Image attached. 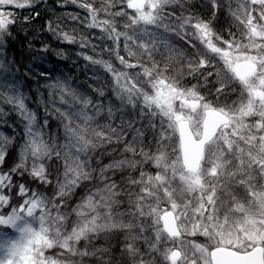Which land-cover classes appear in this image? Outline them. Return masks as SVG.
Returning a JSON list of instances; mask_svg holds the SVG:
<instances>
[{"label":"snow or ice","instance_id":"6c2138e0","mask_svg":"<svg viewBox=\"0 0 264 264\" xmlns=\"http://www.w3.org/2000/svg\"><path fill=\"white\" fill-rule=\"evenodd\" d=\"M39 2L40 0H0V6L34 9ZM63 2H71L86 10L91 17L88 27L100 28L117 48L123 37L128 56H137V52L132 50L135 46L141 55H146L152 61V67L130 63L117 52L119 63L125 69H135L138 66L143 68L145 81L140 74L129 77L126 71H116L111 63L86 56L85 59L93 64L103 65L113 74L115 84L112 90L120 102V108L114 109L109 101L107 114L109 121H112L118 111L121 113V121L115 126L109 122L93 127L95 117L102 115L104 105L93 104L89 99H79L81 108L72 115L80 118L83 126L73 125L70 121L64 124V135L72 142L65 145H57L56 137L46 140L44 133L35 127L36 113L27 108L25 97L17 84L5 86L9 94L6 98L0 95V100L13 105L27 123L23 133L24 142L18 151L17 135L9 137L0 133V208L10 205L14 195L22 199L19 207H12L6 215L0 214V226L17 233L15 238H10L7 232L0 234V264H79L72 257H95L98 253L103 257L111 251L108 248L88 251L87 247L81 250L77 246L79 242H91L101 234L117 232L127 233L121 253L122 257L130 258L131 264H157L155 259H146L145 254L141 253L137 247L139 240L148 245L150 254L159 253L166 264H200L201 261L203 264H264V0H239L235 10L229 4L231 15L243 25L248 43L223 40L227 49L214 42L222 40L212 26L223 7L220 0H206L212 9L213 20H206L195 14L192 11V0H126L127 8L135 10V15L131 16L123 8L112 12L114 0H102L99 7L94 6L93 0ZM119 2L122 3L123 0ZM177 5L181 9L179 16L175 11L166 13L167 8ZM99 13H106L110 18L98 19ZM39 15V12H35L34 16H25L24 22H30ZM69 16L73 20L78 19L75 15ZM122 16H127L129 23L124 24L125 30L121 32L117 30L115 17ZM17 22L18 17L13 11H5L0 7V56H3L2 45L5 37L10 34V26ZM147 26H153L156 31ZM160 29L164 30L163 33H159ZM48 31L58 39L75 43L74 37L58 31L51 22L48 24ZM167 33L175 34L193 48H196L194 41L198 40L206 49H196L199 59L194 56L189 60L187 70L181 69L177 77L171 79L165 75L172 70L171 65L165 63L160 68V62L154 58L160 47L168 48L170 55L176 53L165 39ZM145 37L148 39L145 40ZM258 40L261 42L258 43ZM252 49L256 50L255 55L250 54ZM39 51L47 52L49 48L45 45ZM209 53L223 61L232 78L238 80L247 92L246 102L242 101L239 107L228 106L227 110L214 108L200 95L196 85L187 89L181 86L184 75H196L201 69L210 66ZM56 55L62 54L58 52ZM0 70L9 71L2 59ZM212 75V72L207 73L208 77ZM145 83L151 85L154 94L150 95L144 90ZM228 86V83L221 82L216 93L224 92ZM48 87L59 88L61 92L74 96L68 86L59 81ZM99 95L103 97L104 91L101 90ZM63 99L61 95V100ZM177 101L179 109L175 107ZM129 105L133 109L140 106L139 118L141 121L147 119V125L134 127L136 121H129L127 130L125 129L123 114ZM90 108L95 109L94 115L89 114ZM56 111L61 116L66 115L59 108ZM6 115L0 109V126L8 124ZM157 116L161 117V127L166 120L167 130H171L170 133L160 132L158 144L163 147L164 141L179 134L180 155L175 162L169 165L164 152L153 157L142 147L139 153L143 157L142 161L119 159L99 165L98 171L91 168L92 157L89 154L111 147L114 143H123V152L136 155V142L142 143L146 139V133L156 129L154 118ZM257 116L259 119L254 124L245 122L246 118ZM10 126L15 128V125ZM44 126H49L46 117ZM128 130L133 133L131 141L126 139ZM241 141L247 148L241 147ZM64 148L75 150L71 160L68 155H62ZM116 150L113 148L112 152ZM81 154L88 159L81 160ZM110 154L100 151V157ZM17 156L19 162H16ZM46 160L52 163L63 160V180L57 178L58 190L52 200L33 191L18 179L27 174L32 177L33 182L39 181L50 186L53 181L46 170ZM153 160L162 169L155 175H148L141 170L138 178L120 177L121 180H127L129 187L139 186L138 193L127 191L122 183L117 182V172L124 168L135 169L138 165L143 168ZM4 167H7V171L3 170ZM110 171L113 175L107 174ZM177 178L181 184L179 188L173 187ZM96 180L103 184L102 188L89 190V194L72 208V212H60L62 206H68L66 198H70L77 188L84 182ZM241 188L246 191L243 199L239 196ZM124 194L129 196L128 215L134 217V220L127 223L121 219L125 213L117 210ZM57 198L59 202H56ZM164 202L170 205V210H161L160 206ZM52 209L56 210V215H52ZM72 213H75V221L70 220ZM145 218L152 221L155 242L144 235L148 230L142 223ZM37 223L38 228L34 227ZM69 223L71 230L67 231L66 225ZM136 229L139 231L136 232ZM185 234H200L207 239L209 246L192 244L182 239ZM163 244L171 246L161 249ZM54 246L64 250L62 255L66 254L68 258L56 261L46 257L44 250ZM193 249L195 251L190 257L189 252ZM103 264H112V260H105Z\"/></svg>","mask_w":264,"mask_h":264},{"label":"trees","instance_id":"16d2710c","mask_svg":"<svg viewBox=\"0 0 264 264\" xmlns=\"http://www.w3.org/2000/svg\"><path fill=\"white\" fill-rule=\"evenodd\" d=\"M48 2L49 4H51V7H49V4H48L46 8L44 9L41 8V11H39L40 15L35 17L34 19H31L30 22H27V23L24 22V17H25L24 14L26 13V16L31 17V16H34L35 12L33 13L31 12L29 14L25 12L23 14H20V16L18 17V22L11 26L10 35L4 40L2 59L4 63L7 65V67L9 68V70L15 73V76L20 75L19 76L20 79L17 82V85L19 86V90L23 93L25 97V101L28 103L30 108L32 109V106H33L38 112L36 127L43 126L42 124L44 123V119L45 117L47 118L49 122V126L47 127L43 126L44 138L46 140H49L51 137H56L57 145H65V144H71L72 142L69 141L65 137L64 128L62 130L58 129L59 126L57 127V125H54V121H53V118H56L55 111L57 107H60L61 105V104L59 105V103H58L59 106L55 105L57 104L59 93H61L60 89L58 88L59 89L58 90L57 88L52 89L48 87V85L52 84L54 80H56V79H53L54 76H59L61 79H59L58 81H62L64 82V84L65 82L67 83L68 81V83L70 84L74 83L76 88L77 87L81 88L82 89L81 92L91 96L90 100L93 101V104L101 103L104 105V110L102 112V115L99 117H95V121L92 125L93 127H95L96 124L103 125L109 122H111L113 126L119 124L121 121V113L118 111L115 112V119L112 121H109L108 114H107V108H108L107 106L109 104V101H111L114 108L116 105H118L117 109H119L120 102L119 100L116 99V96L112 90L113 88L111 86L112 85L111 77H107L103 82L100 81V83L98 82L94 83V85L98 86V88L96 86L97 90L89 82L91 77H93L94 79H97V77L93 76L92 73L89 72V70L87 71V66H86L87 63L85 60H84L85 62H82V63H78L76 61L77 59H76L75 54L80 53V52L76 50L75 48L79 47L80 51L82 52L80 53L81 57L84 55V53L85 54L87 53L86 49H84L83 46H78L75 44H71L73 45L71 46L70 43L64 45L62 42V39L60 40L56 38L54 35L48 34L47 32L48 31L47 30L48 21H51V20L53 21L54 18H57L59 16V15L56 16L58 12L56 13L54 10H52V9H55V7L52 6V5H55L54 0H48ZM101 2L102 0H98L99 6ZM94 3H97V2H94ZM75 23L76 22H73V21L69 23L68 29L71 31L73 28L74 30H72V32L74 33V35L75 34L77 35L85 34L86 35V31L85 30L82 31L81 29L76 28L75 25H77V23L76 24ZM238 27H239V23L235 22L234 32L238 31ZM78 33H81V34H78ZM89 36H91L90 33H89ZM120 44L121 45L124 44L123 41L121 42L119 41V45ZM45 45L48 46L49 51L47 52L39 51ZM93 45L94 47H97V51H100L101 54H103L106 50H108V48H105V45L103 44V42H100V44L98 45L94 41V44H91V46ZM134 51L137 52L138 54L137 58H138V61L140 62L139 64H142L143 66H149V68L152 67V61L149 60L146 55H141L140 52L136 48ZM58 52L62 54L60 55L61 58L60 56L56 55V53ZM100 53L98 55L101 56ZM74 55H75V58L71 57ZM154 58L156 61L160 62L159 63L160 68H163L165 66V63H167V61L163 60L162 58H157L155 56ZM175 69H176L175 71L166 72L165 75L168 76L170 79L177 77L180 68L179 66H177L175 67ZM1 71L2 70H0V73ZM53 72L54 73L56 72V75H54ZM41 73H44V75H41ZM9 81L10 80H6V79L0 80V95H2L4 98H6L7 95L9 94L5 86L9 84H13L11 83L12 81L10 82ZM101 90L104 91L105 93L103 97L99 95ZM83 93H82L81 99L85 97V94ZM78 100L79 99H74V101H71L73 105L65 106L64 110L62 111L67 115L66 118H70L71 120L70 122L73 125L81 124V126H83L82 120L78 118L77 116L72 115V113L79 112L81 108V104L78 102ZM0 103H1L0 109H2L7 114L6 115L7 118L5 117V119L8 120V124L0 126L1 127L0 129H3L5 134L9 137L13 135H17L16 141H18L19 143L21 141L24 142L23 133L25 130L26 121L20 115L19 111L14 108L13 105H10L8 103L6 104V102H3L1 100H0ZM1 106H5V108H2ZM129 109H130V106H127L124 110L123 120L125 121V125H127V122L129 121H136V123L134 124V127L135 126L141 127V124L144 121L139 120L138 110L130 111ZM92 112L94 115V112H95L94 108L89 109L90 115H92ZM136 115L138 116V118L136 117ZM40 116H44V118H41ZM138 120L141 123V124L139 123V125H137ZM10 125H15V128L11 127ZM155 131L156 130L148 131L146 133V139L142 143L140 141L136 142L135 144V147L137 149L136 155H132V157L123 155L124 159L133 160V161H142L143 157L139 154L140 149L142 147L144 148L145 151L149 152L153 157H155V155H158V149L160 148V144L158 145L157 141L159 139V135L157 137ZM129 133H132V131L128 130V135L126 139L131 141L132 137L130 138V136L132 135ZM171 150L170 152L172 153ZM74 151L75 150L71 148H68V149L64 148L62 150V155H65V154L68 155L69 160H71L74 155ZM106 153H111V152L108 150ZM89 155L92 157V159L90 160L91 168L98 169V166L101 164V161L104 159V157H101V159L100 158L98 159L97 151L95 153H90ZM107 157L112 158L111 155H107L105 158ZM80 159L85 160V159H88V157L84 156V154H81ZM62 162L63 161H60V160L55 163H52L51 161H47V160L45 161L46 170L50 173V177L53 181L50 186L46 184H41L39 181L33 182V180H27V181L25 180L24 183H26V185L29 188H31L33 191L39 193L40 195H42L43 197L49 200H52L55 197L56 191L58 190L57 184H56L57 178L59 177L61 181L63 180L64 169H62V165H61L63 164ZM28 163H29V166H31V160H29ZM155 167L157 166L155 165V162L153 160L152 162L147 163V165L142 170L146 172L148 175H151V172L155 170ZM130 171L131 170L129 169L126 175H128ZM140 171H138L136 174H139ZM111 174L113 175V173H109V175ZM116 177H117V182L122 183L124 185V188L127 191H130L133 194L139 192V186L129 187L126 182L120 181L119 172H117ZM19 180L21 182L22 179H19ZM96 182H97V185H99V180L98 181L96 180ZM46 188L51 191H48ZM87 188H88V184L86 182L80 188H77L75 190V193L70 198H66V203L68 206L67 207L62 206L60 208V212L61 213L72 212V208H74L77 204L81 203L82 200L87 196V193L85 192ZM91 188H93V186ZM51 194L53 198H51L50 196ZM132 199L133 200L135 199V195H133ZM56 202H59L58 198ZM122 205L124 206V209H125L124 211H125L126 218H128V220H134V217L128 215L130 206H129V196L127 194H124L122 196ZM9 207L11 208V204L9 205ZM117 210L121 212V207L118 208ZM133 211H134V208H133ZM36 214L37 215L39 214V210H37ZM52 215H56L55 209H52ZM70 218L72 219V221H75L76 220L75 213H72ZM66 230L67 231L71 230L70 223L66 225ZM150 230L144 233V235L147 236L149 239L152 238L150 234ZM126 235L127 234L124 232H117V233H110L107 235L101 234L98 237L94 238L91 242L82 240L77 245L78 248L81 250H84L87 247L88 251H93L94 249H97V248H108L111 251L109 255H105L103 257H101L99 253L95 257L89 256V259L87 256L83 258L78 256L79 261L82 262L83 264L86 261H88L87 263H90V264H103V261L111 259L112 264H131L130 258L122 257V253H121V249L124 246ZM137 247L141 248L143 254L148 252V245L143 240L137 241ZM56 248H59V247L54 246L51 249H45L44 255L46 257L53 258L54 255H56L55 254L56 251H58L56 250ZM60 252L63 253L64 250L60 249L59 253ZM76 257H72V259L76 261L75 260ZM151 257H153V255H151Z\"/></svg>","mask_w":264,"mask_h":264},{"label":"rangeland","instance_id":"374dc122","mask_svg":"<svg viewBox=\"0 0 264 264\" xmlns=\"http://www.w3.org/2000/svg\"><path fill=\"white\" fill-rule=\"evenodd\" d=\"M197 1H199V2L201 1L202 2V0H197ZM93 2H97V3H94V6L95 7H99L98 0H95V1L93 0ZM114 2H115V7H113L111 9L112 12L120 11L121 8H123L128 13L129 16L135 15V10L134 9L127 8V2H126V0H123L122 3L119 2V0H117V1L114 0ZM221 2H224L225 4H227V7L228 8H229V4H230L231 5V8L233 10H235L238 7L239 0H220V3ZM54 3H55V5H52V6H54L55 9H52V10H54L56 13L58 12V14H56V13L55 14H56V16L57 15H59V16L57 18H54L53 21L52 20L51 21H48L47 27H48V24L51 22L53 24V27H56L58 31L67 33L70 36L74 37L75 43H70V45L71 44H75V45H78V46H83L84 49H86V52L87 53L86 54L84 53V55L81 57V54L80 53H82V52L80 51L79 47H77L78 49L75 48L76 50H78L80 52V53H76L75 54L76 55V59H77L76 61L78 63H82V62H85L86 61V63H87L86 64L87 71L89 70V72H91L93 76H96L97 77V79H94L93 77H91V79L89 81L93 85V87L95 89H96V86L97 85H94V83H97V82L100 83V81L103 82L107 77H111L112 78V82L113 83L111 82V84H112L111 86L113 88V86L115 84V79H114L113 74L111 72H108L107 69L103 65L91 63V61L85 59L86 56H91L94 60H103V61H106L108 63H111L112 66H113V68L116 71H126L128 73V75H129V77H135L137 74H140L141 79L146 81V77L143 76V68H141V67L138 66L135 69H125L124 66L119 63V60L117 58V52H118L119 55L124 56L125 59H127L130 63H134V64H138L139 65L140 62L138 61V58H137L138 57V54H137V56L129 57L128 54H127V52L124 49V44H122V45L120 44L119 47L117 48V45L112 40H109L105 36V34L102 32V30L100 28H89L88 25L91 23V17L89 16V14H88V12L86 10H84L82 8H79L76 4H72L71 2H69L67 4H64L63 0H54ZM48 4H49L48 0H40V2L35 6L34 9L32 7H26L24 9H16L14 6H0V7H2L5 11H8V10L13 11L14 15H16L17 17H19L20 14H23L25 12H27L28 14L31 13V12L32 13L33 12H39V11H41V8L42 9L46 8V6H48ZM49 7H51V4H49ZM169 9L170 10H168V11L171 12V11H175V10L180 9V7H179V5H177L174 8L169 7ZM175 13L177 14V11H175ZM69 14L77 16L78 19H76V20L71 19L70 16H69ZM24 15L26 16V13ZM97 18L98 19H109L110 17L106 13H99ZM72 21L77 23V25H75L76 28H79L82 31L85 30L86 31V35L85 34H81V33H78V34H81V35H77V34L74 35V33L72 32V30H74V29L72 28L71 31L68 29V27H69L68 25ZM234 21L237 22V23H239L235 19H234ZM115 23H116V26H117V30L122 32V31L125 30L124 29V24L125 23H129V20H128V17L127 16L115 17ZM147 27H149L152 31H154V30L156 31V29L153 26H147ZM10 28H11V26H10ZM240 29H241L240 31L243 32L242 35L240 36V31L235 32V38H234V40L235 41H238V42H240L242 44H246V43H248V41H247V37L245 35V30L243 29V25H240ZM47 30H48V28H47ZM47 32H48V34L53 35L52 32H50V31H47ZM89 33H90L91 36H89ZM129 34H131V31L130 30H129ZM9 35H7L5 37V39ZM101 37H103V39ZM144 39L147 40L148 38L145 37ZM93 40L98 45L100 44V42H103V44L105 45V48H108V50H106L103 54H101L100 51H97V47H94V45L91 46V44H94V41ZM121 41H123V43H124L123 37L120 38V42ZM62 42H63L64 45L69 43V42L63 41V40H62ZM257 42L260 43L261 41L258 40ZM71 46H73V45H71ZM100 47H101V45H100ZM2 48H3V45H2ZM109 48H111L112 51H109L110 50ZM223 48H226L227 49V47H223ZM132 50L133 51L135 50L134 46L132 47ZM229 51H231V49H229ZM95 52H97V53H95ZM99 53L101 54V56L98 55ZM250 54L255 55L256 54V50L255 49H252L250 51ZM75 55L74 56H71V57H74L75 58ZM60 58H61V56H60ZM62 58H64V57H62ZM0 59H2V56H0ZM5 66L7 67L6 64H5ZM144 67H148L149 68V66H144ZM54 75H56V72L54 73ZM19 76L20 75L15 76V73L12 72V71H10V70H9V72L2 70L1 73H0V80H2V79L5 80L6 79V80L12 81L11 83L17 84L18 80L20 79ZM228 76H229L228 73H224L222 75L223 78H228ZM53 79H56L58 81L61 78L59 76H54ZM56 80H54L53 83L57 82ZM59 82L62 83V84H64V82H62V81H59ZM65 84L68 86L69 90L72 93H74V96L73 95H69L67 92H61V93H59L58 100H57V104H55V105H58V103H59V105L61 104L60 107H57V108L60 109V112H63L62 110H64L65 106H71V105H73L71 101H74V99H81V96H82V93H83V92H81L82 89L79 88V87L76 88L75 85H74V83H71L70 84L67 81V83L65 82ZM193 85H194V83H192V84L189 83L188 84V82H186V83L181 82V86L183 88H185V89L191 88ZM196 86H197V91L202 95L201 87H206L205 84L202 85V86L200 84H198V85L196 84ZM97 88H98V86H97ZM239 89H241V93H242L243 96L240 99L236 100L235 105H233L235 107H239V105H240V103L242 101H245L246 102V100H247V92L244 90L243 86L241 85ZM144 90L147 91L150 95L151 94H154V92H153L150 84L145 83ZM83 94H85V93H83ZM61 95H63V97H64L63 100H61ZM202 96H204V95H202ZM83 99H89L90 100L91 99V96L85 94V97ZM25 103L27 105V108L30 111L36 113V116H38V112L36 111V109L33 106H32V109H31L30 106L28 105V103L26 101H25ZM62 104H63V106H62ZM1 107L2 108H5V106H1ZM117 107H118V105H116L114 109H117ZM175 107L177 109L179 108V102L178 101L175 103ZM129 110L130 111L131 110L132 111L133 110H138V112H140V106L138 105L135 109H133L132 106H130V109ZM55 112H56V115H55L56 118H53L54 125H57V127L59 126L58 129H61L62 130L64 128V124L65 123H68L71 120H70V118H66L67 115L61 116L59 112H57V111H55ZM40 115H41V113H40ZM92 115H93V112H92ZM40 117L41 118H44V116H40ZM136 117L138 118L137 115H136ZM257 119H259L258 116L257 117H248V118H246V121L245 122L246 123L254 124ZM139 120H140V118H139ZM139 120H138V124L137 125H139V123H140ZM143 121L144 122H142V124L140 123L141 126L142 125H147V123H148L147 119H145ZM26 123H27V121H26ZM154 123L156 124V129H155L156 131H155V133H156L157 137H158V135H160V132L161 131H167V132L169 131V130H167V121L166 120H165V123H164L163 127H161V117L160 116H157V117L154 118ZM42 125L44 126V123ZM43 126L36 127V125H35V127L37 129H39L42 132H44L43 131ZM125 126H126L125 129L127 130V125H125ZM135 127H138V126H135ZM228 131H231V129H229ZM170 132H171V130H170ZM0 133L6 135L5 132L3 131V129H0ZM129 134H131L133 136V133H129ZM132 136H130V138ZM10 137H12V136H10ZM172 138H173V135H172V137H171L170 140H166V141L163 142V144H164L163 147L160 145V148L158 149V155L160 154L161 151L166 154V156H167V163L169 165H171L173 162H175L177 160V157H178V154H175L173 152L172 153L170 152V148L169 147L174 145L173 144L174 141H173ZM51 139H52V137L49 140H51ZM22 143H23V141H21L20 143L18 141H16V149H17V151H18V149H19V147H20V145ZM240 145H241V147L247 148V145H245L243 143V141L240 142ZM123 147H124L123 143H121L120 145H116L114 143L111 147H106L103 150H97L98 159L99 158L101 159V157H100V151H104L106 153L109 150L111 152L110 155H111L112 158H110V157L105 158L107 155L103 156L104 157V159H103L104 161L102 160L101 161V164L110 163L111 160L124 159L123 155H127V156L132 157L133 153H131V152H127V153L123 152ZM113 148H116L117 150L115 152H112V149ZM60 161H63V160H60ZM16 162H19L18 156L16 157ZM11 164H12V161L9 162V166H11ZM61 165H62V169H63V164H61ZM146 165L147 164H145L143 166V168H141L139 165L135 169H132V168H128L127 169V168H124L121 172H119L120 173V177L122 176L124 178H127V177L138 178L139 177V174H136V173L138 171L144 169V167ZM129 169L131 171H130V173L128 175H126ZM3 170L4 171H7V167H4ZM97 171H98V169H97ZM158 171H162V169L161 168H158V167H155V170L153 172H151V175H155L156 172H158ZM109 173H112V172L110 171ZM109 173H107V174L109 175ZM169 175H171V170H169ZM19 179H21V178H19ZM25 180L26 181L27 180H32V177L31 176H28L27 174H25V176L22 178L21 182H25ZM120 181H124V182L127 183V180L126 179H124V180H121L120 179ZM86 183L88 184V188H90V189L87 188V190L85 191L87 193V195L89 194V190L95 191L96 188H102L103 187V184L100 181H99V185H97V182L96 181H94V182H86ZM262 183H264V181H262ZM92 186H93V188H91ZM180 186H181L180 181L177 178L176 182L173 184V187L179 188ZM44 188H45V186H44ZM44 191H45V189H44ZM48 191H51V190H48ZM44 194H45V192H44ZM245 195H246L245 189H243V188L239 189V196L241 197V199H243V197ZM50 196H51V198H53L52 194ZM20 203H22V199L20 197H17V196L14 195L13 198H12V200H11V208L12 207H19V204ZM120 207H121V212L125 213L124 206L121 204ZM160 207H161V210L162 211L165 208H169V210H170V205H168L167 202L162 203ZM11 208L9 207V205H6L4 208H0V214H5L6 215L7 212L11 211ZM121 219H123L125 223H127L129 221L128 218H126L125 215L123 217H121ZM71 221H72V219H71ZM142 223H144L148 227V230L151 229V223H152V221H151L150 218H145L144 219V222L142 221ZM34 227L38 228L39 227V224L38 223L35 224ZM161 227H162V225H161ZM135 231L138 232L139 229H136ZM4 232H7L8 236L10 238H15L17 236V233H16L15 230L7 229V228H4L3 226H0V234H2ZM124 233H126V232H124ZM150 234L152 236V238H151L152 241L155 242V231H154V229H151L150 230ZM182 239H184L186 241H189L192 244H200V245L205 246V247H208L209 246V242L207 241V239L204 236L200 235V234H196V235L185 234L182 237ZM169 246H171V245H169V244H163V245H161V249H163L164 247H169ZM139 249H140V251L142 253L141 248H139ZM210 249L211 248L209 247V250ZM56 250H58V251H56V253H55L56 255H54V257L52 258L53 260H56V261H64V260H66L68 258L66 255H62V252L59 253V250H60L59 248H56ZM194 251L195 250L193 249L192 251L189 252V256L190 257H192ZM144 254H145L146 259H155L157 261V264H166V262H164L162 260V258L160 257L159 253H151L150 254L149 252H146ZM151 255H153V257H151ZM196 255L198 256L199 254L196 253ZM87 257L89 259V256H87ZM75 260L78 261L79 264H83L82 262L79 261L78 256L76 257ZM87 262L88 261L84 262V264H90V263H87ZM200 264H203V262L201 261Z\"/></svg>","mask_w":264,"mask_h":264},{"label":"flooded vegetation","instance_id":"af4514ba","mask_svg":"<svg viewBox=\"0 0 264 264\" xmlns=\"http://www.w3.org/2000/svg\"><path fill=\"white\" fill-rule=\"evenodd\" d=\"M223 7L220 9V11L217 13L215 19L213 20L212 17V9L210 5L204 0L202 2L197 0H192V11L195 12V14L201 16L202 18L206 20H213V30L217 35L222 37V40L220 42H216L221 47H227V45L223 44V40H234L235 38V21L234 17L231 15L229 8L227 7V4L224 2H221ZM169 8L166 9V13L170 12ZM177 11V16L180 15L181 9L175 10ZM187 15V13H185ZM167 22V20H166ZM238 31H240V25L238 27ZM155 31V30H154ZM163 29L159 30V33H163ZM191 31V29H189ZM158 33V34H159ZM242 31H240V36L242 35ZM165 39L167 40V43L176 50L175 54L169 53L168 48L160 47L157 52L154 54L157 58H162L163 60L167 61L168 64L171 65L170 71H175V67L179 66L180 70H187L188 62L191 60L194 56L196 59H199L198 56H196V49H200L201 51H206L204 49V46L200 44V42L194 41L196 44V48H193L191 45L187 43V41L182 40L181 38L177 37L173 33H167L165 34ZM179 53H183L184 55L181 56ZM210 58V66H206L205 68L201 69L200 72L196 75H185L183 77V80L181 82H188V84L194 83V85L200 84L201 86L205 84L206 87H201L202 95L205 96L206 102L210 103L212 107L214 108H225L227 110L228 106L235 105L236 100L240 99L243 95L241 93L240 82L238 80H235L232 78V75L230 72L227 71L225 68L223 61L214 54L209 53ZM163 65V64H162ZM179 70V71H180ZM208 72H212L213 75L211 77L207 76ZM217 73H220L218 76ZM224 73H228V78H223L222 75ZM207 78V79H205ZM226 79V80H225ZM221 82L228 83L227 89L220 93H216V89L220 87ZM201 95V94H200ZM178 107V106H177ZM179 109V108H178ZM170 133V130L167 132ZM173 146H170V150L180 155L179 153V134L176 133L173 135ZM173 149H176V151H173ZM238 163V161H236ZM231 170V169H230ZM162 225V224H161ZM210 251V250H209Z\"/></svg>","mask_w":264,"mask_h":264},{"label":"water","instance_id":"95a60500","mask_svg":"<svg viewBox=\"0 0 264 264\" xmlns=\"http://www.w3.org/2000/svg\"><path fill=\"white\" fill-rule=\"evenodd\" d=\"M210 251H211V249H210Z\"/></svg>","mask_w":264,"mask_h":264}]
</instances>
